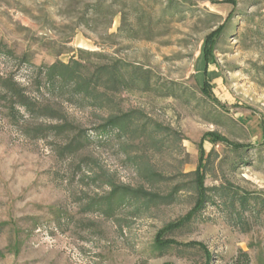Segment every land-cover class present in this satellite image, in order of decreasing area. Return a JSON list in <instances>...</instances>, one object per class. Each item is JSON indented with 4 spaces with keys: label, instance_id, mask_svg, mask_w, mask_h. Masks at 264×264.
I'll use <instances>...</instances> for the list:
<instances>
[{
    "label": "rangeland",
    "instance_id": "1",
    "mask_svg": "<svg viewBox=\"0 0 264 264\" xmlns=\"http://www.w3.org/2000/svg\"><path fill=\"white\" fill-rule=\"evenodd\" d=\"M221 26L214 62L205 69L212 98L200 87L202 47ZM71 57L91 67L118 61L147 68L150 89H124L104 108L80 107L51 93L39 73ZM0 76H12L28 96L58 108L72 127L34 137V127L54 120L28 117L20 106L16 113L0 89V264H203L198 248L157 243L193 205L186 173L201 154H209L206 186H229L248 197L244 224L215 198L200 219L165 237L201 242L213 254L210 264H231L239 250L258 264L264 251V0H0ZM130 109L163 126L162 147L135 140L124 149L113 134H99L110 112ZM79 130L89 142L68 153L63 146ZM209 132L226 143L209 141ZM139 160L161 177L145 181ZM105 174L161 195L180 189L171 203L137 212L131 204L105 218L85 211L89 199L108 192Z\"/></svg>",
    "mask_w": 264,
    "mask_h": 264
},
{
    "label": "trees",
    "instance_id": "2",
    "mask_svg": "<svg viewBox=\"0 0 264 264\" xmlns=\"http://www.w3.org/2000/svg\"><path fill=\"white\" fill-rule=\"evenodd\" d=\"M94 11L97 13L100 9ZM222 30L223 27L221 26L207 34L202 47L204 71L200 87L201 91L208 96H211V94L208 92V77L206 76L205 69L208 64L214 62L211 49H213L220 37ZM78 51L83 52L82 49ZM39 73L43 76L44 86L51 93L64 94L70 101H75L80 107L94 106L104 108L110 105L112 95L117 92L139 85L142 89L147 90L151 86L150 70L139 65L120 63L118 61L114 63H102L91 67L82 58L71 57L67 62L56 60L50 64H46L40 67ZM38 83V87H40L41 82L38 81ZM0 89L5 95L4 97H7L10 108L14 109L16 113H19L17 106H20L27 113L28 117L54 120V122H50L42 127L41 125L34 127L32 129L34 137H43L46 132L60 135L65 131L72 130L71 124L58 108L48 102L39 101L36 98L28 96L25 88L20 86L12 76H0ZM13 116L15 117L16 124L20 123L16 119L18 116ZM20 117H22V114ZM97 129L100 132L99 134H113L121 140L124 149L133 145L135 140L145 142L151 148L157 149L162 147L163 144V126L155 120L149 119L139 109L110 112ZM206 137L213 143H226L224 137L213 132L207 133ZM88 142V132L79 130L63 146V149L68 153L77 152ZM208 156L209 154L206 157H204V154H201L196 168L186 173L190 179L185 185L194 195L191 209L177 222L167 225L163 231V235L157 239L159 247L162 248L175 245L195 247L202 250L204 254L203 264H210L214 257L201 242L190 241L179 244L172 238H166L164 234L179 229L194 219H200L207 204L215 202V198H220V201L228 208L229 215L237 217V220L241 224H244V213L248 207V197L245 194L225 185L212 187L205 185L209 163ZM128 157L135 159L131 155ZM135 165L137 172L145 181H152L161 177L144 160L135 161ZM105 179V184L109 187L108 192L89 199L85 204V211L99 213L105 218H113L119 209L131 204L135 205L137 212L141 208L143 211H146L158 204L171 203L175 199V194L180 189V186L176 185L169 193L161 195L145 189L142 185L133 187L126 184H118L107 174H105ZM262 202L264 203V201ZM257 263L264 264V251L258 256ZM231 264H251L248 252L239 250L238 255Z\"/></svg>",
    "mask_w": 264,
    "mask_h": 264
}]
</instances>
